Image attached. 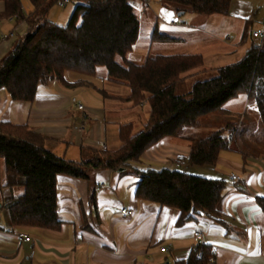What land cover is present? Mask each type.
I'll return each mask as SVG.
<instances>
[{
	"label": "trees",
	"instance_id": "obj_1",
	"mask_svg": "<svg viewBox=\"0 0 264 264\" xmlns=\"http://www.w3.org/2000/svg\"><path fill=\"white\" fill-rule=\"evenodd\" d=\"M0 18L25 19L28 29L0 59V88L11 100L32 102L40 85L58 80L66 86L64 74L94 77L99 68L106 78L125 86L129 94L123 100L138 105L145 102L148 115L142 128L134 132L131 122L118 126L119 147L112 150H88L89 158L81 163L66 161L46 150L44 137L26 125L0 121V189L21 188L22 193L3 203L10 225L16 228L56 230L62 221L57 213V175L90 180V170L132 169L137 177V199L178 211L175 226L180 227L205 215L219 220L216 206L225 182L208 179L176 168H138L144 151L160 142H178L189 147L186 163L214 166L222 151L228 150L234 137L236 146L247 145L257 129H264V43L254 44L237 62L219 67L216 74L193 82L186 94L176 89L185 74L202 70L200 54L146 55L142 62L128 55L139 37L136 0H78L65 25L47 20L56 0H29L33 10L26 17L21 0H1ZM177 11L199 15H227L231 0H164ZM151 41L170 42L172 37L152 31ZM244 95L255 113L253 123L211 131L206 136H192L186 129ZM224 129L229 133L225 134ZM246 139V140H245ZM244 154V153H242ZM246 154V153H245ZM94 199H92V204ZM257 203L264 211V198ZM197 253L199 255H197ZM215 252L209 244L192 249L187 258L170 264H214ZM160 264H167L166 262Z\"/></svg>",
	"mask_w": 264,
	"mask_h": 264
},
{
	"label": "crops",
	"instance_id": "obj_2",
	"mask_svg": "<svg viewBox=\"0 0 264 264\" xmlns=\"http://www.w3.org/2000/svg\"><path fill=\"white\" fill-rule=\"evenodd\" d=\"M21 8L26 17L33 10L29 0H21ZM3 10L0 0V13ZM192 17L190 21L198 18L195 14ZM204 18L189 32L191 40L210 44V51L217 50L225 58L237 59L214 65L211 72L239 61L254 44L264 43V38L250 36L256 29L264 31V0H231L227 15ZM209 23H214L213 27ZM27 29L25 19L0 18V59ZM10 33L12 36L2 38ZM184 54H200L204 59L201 52ZM64 78L68 83L80 84L66 86L51 80L38 87L32 102L11 100L0 88V121L28 125L44 137L46 150L76 163L89 158L88 150H101L103 145L107 150L118 148L119 124L131 122L134 132L139 131L136 125L146 103L141 108L123 100L128 89L109 81L105 70L98 69L94 77L66 72ZM72 97L82 103L83 110L76 107ZM236 100L252 109L244 95L230 102ZM188 154L186 144L160 141L147 148L132 165L182 168L208 179H222L225 187L216 206L219 220L198 215L180 227L175 226L176 209L135 198L138 179L132 169H91L90 180L57 175V213L62 224L56 230L11 226L3 203L19 196L22 189H0V264H170L187 258L193 245V231L204 233L206 244L215 252L214 264H264V211L257 203L258 198H264V154L239 155L238 150L229 146L214 166L189 165L185 162ZM231 174L238 175L240 181H230ZM122 208L130 214L123 215ZM16 233H25L30 241H17ZM161 247L167 251L160 252Z\"/></svg>",
	"mask_w": 264,
	"mask_h": 264
},
{
	"label": "rangeland",
	"instance_id": "obj_3",
	"mask_svg": "<svg viewBox=\"0 0 264 264\" xmlns=\"http://www.w3.org/2000/svg\"><path fill=\"white\" fill-rule=\"evenodd\" d=\"M137 1L138 0L135 1V10L139 20V37L132 52L128 55L131 61L140 63L143 61L145 55L148 54L170 55L201 52L204 56L205 64L203 67H205V70L203 68L196 73L191 72L185 74L183 80L176 89L177 94H186L196 80H205L213 77L216 73L211 72L210 67H213L214 65H224L237 60L235 57L225 58L222 53L217 50L210 51V44L206 46V43H195L191 40V33L189 32L194 31L193 26L195 27L200 23L201 19H205L204 15L195 14L198 18L190 21L191 18H193L192 15H194V13L192 14L189 11H186L185 13L177 11V6L165 2L164 0H140V3ZM77 2L78 0H70V2L63 7H59L55 2L49 10L48 20L58 25H65L71 14L70 12L73 10ZM145 2L147 5H145ZM213 24L214 23H211L210 26L213 27ZM154 28H156L158 33L166 34L173 39L175 37L176 40L170 42L151 41L150 38ZM202 38L203 37H201V39ZM99 71L103 72L104 69L99 68ZM241 103H243V105ZM141 104H144V102L138 104V106L141 107ZM237 104L239 105L238 108L236 107ZM227 107V110L224 112L208 115L202 118L196 127L186 129L185 133L192 136H206L211 131L224 128L226 123H230L231 128H233L239 125L244 114V124L253 123L255 113L252 109H248L243 101L240 100L238 102V100H236L230 102L227 104ZM234 107H236L238 111H235L237 109ZM147 111V106L144 107L143 110H140L142 114L139 116L138 120H140L141 125L140 123L137 124L136 130L142 128V122L147 116ZM224 132H226L225 134L229 133V131L225 129ZM239 138L240 136L234 137L233 142L230 144L233 149L239 151V155L242 153L254 155L264 154V129L261 131L260 129H257L256 134L249 137V143L247 145H244L241 142L238 143L242 152L238 149L235 143L236 140H240ZM179 170L183 171L182 168Z\"/></svg>",
	"mask_w": 264,
	"mask_h": 264
},
{
	"label": "built area",
	"instance_id": "obj_4",
	"mask_svg": "<svg viewBox=\"0 0 264 264\" xmlns=\"http://www.w3.org/2000/svg\"><path fill=\"white\" fill-rule=\"evenodd\" d=\"M69 2H70V0H57L56 4L59 7H63L66 4H68ZM145 5H147L146 2H145ZM145 8H146V6H145ZM9 36H12V34L10 33L9 35H3L2 38L5 39V38H7ZM250 36L253 37V38H264V31L262 29H256L254 31H251ZM71 100H72L73 103H75L76 107L79 110H83L84 109L82 103L79 100H77L75 97H72ZM101 150L105 151L106 150V146L103 145L101 147ZM230 181L237 183V182L240 181V177L238 175L231 174L230 175ZM121 213L123 215H126V214H130V211H128L126 208H122L121 209ZM192 237H193L192 249H197L199 245H203V244L206 243L205 235L201 231H193L192 232ZM15 239L17 241H24V242L30 241V237L28 235H26L25 233H16L15 234ZM166 251H167L166 247H161L160 248V252H166ZM197 255H199V254L197 253Z\"/></svg>",
	"mask_w": 264,
	"mask_h": 264
}]
</instances>
